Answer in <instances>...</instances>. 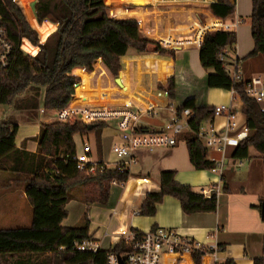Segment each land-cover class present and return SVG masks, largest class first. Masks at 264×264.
Masks as SVG:
<instances>
[{
	"label": "trees",
	"instance_id": "1",
	"mask_svg": "<svg viewBox=\"0 0 264 264\" xmlns=\"http://www.w3.org/2000/svg\"><path fill=\"white\" fill-rule=\"evenodd\" d=\"M213 1L210 10L218 19L227 20L235 15L236 6L230 0ZM161 3L162 0H37L32 20L21 8L20 0H0V26L7 31L14 46L10 67L0 70V107L10 108L19 103L22 109L34 111L43 96V109L47 113L64 111L68 107L81 108L87 102L84 80L100 71H109L118 78L122 72L121 60L130 52L156 53L175 60L174 51L146 39L141 32L146 29L148 18L140 8ZM252 4L251 33L255 48L248 59L264 57V0H252ZM122 5L139 8L128 11L123 10ZM126 16H136L140 23L134 18L121 19ZM46 19L56 27L42 39L38 24ZM24 42L31 47L29 54L22 49ZM236 44L234 32L207 33L200 48V63L204 69L212 71L208 87L233 92V111L244 114L247 119L249 138L235 150L233 158L247 159L250 149L254 148L264 160V112L260 104L246 95V84L233 80L227 69L229 62L221 58ZM98 60H102L105 67ZM78 69L89 74L95 69V73L88 75ZM73 71L83 79L82 83L78 84L81 80ZM118 83L122 85V80ZM112 91L115 94L113 88ZM24 94L25 98L29 96L25 100ZM127 94L124 88V95ZM168 96L171 100L176 98L174 78L169 80ZM184 108L191 109L194 117L189 121L191 132L179 139L186 143L194 169L210 171L214 164L208 161V149L197 137V132L213 118L214 108H198L195 100L186 102ZM105 127L104 123L87 125L77 121L42 124L34 165L30 161L32 156L16 147L17 122L0 114V172L24 177L20 181L33 209L31 227L0 229V264H106L111 252H125L123 242L113 250H101L97 254L75 250L76 242L92 239L87 215L81 227H62L68 218L66 206L72 189L84 186L88 204L106 205L112 185H125L129 180L128 170L102 169V163L96 165L93 174L90 173L92 165L84 172L77 168L75 137H84ZM167 196L179 200L186 215L210 214L218 209L216 197L207 199L191 187L178 184L175 172H164L161 192L147 195L141 215L153 217L157 206ZM259 208L264 212V201ZM207 253L208 250L193 251L194 263L202 264ZM222 264L237 263L227 260ZM254 264H264V259H257Z\"/></svg>",
	"mask_w": 264,
	"mask_h": 264
},
{
	"label": "crops",
	"instance_id": "2",
	"mask_svg": "<svg viewBox=\"0 0 264 264\" xmlns=\"http://www.w3.org/2000/svg\"><path fill=\"white\" fill-rule=\"evenodd\" d=\"M230 2L235 4L236 13L227 20H220L212 14L210 6L215 3L213 0H180V3L188 4L182 12H175L173 18H177L170 20L169 24L166 21L162 24L160 21L158 24L161 23L162 28L157 22L150 23L145 30L140 28L146 39L174 51L175 60L156 53L137 54L132 51L122 58V72L118 78H114L109 71H100L83 82L81 77L74 74V70L73 75L81 80L78 84L83 82L86 106L97 110H138L142 112L141 127L155 131L161 130L174 120L176 114H181L189 100H195L198 108L232 107L233 92L208 87V78L212 71L204 69L200 63V48L206 34L219 31L236 34L237 44L226 52V59L230 64L227 67L228 72H231L230 69L234 70L235 64L240 62L246 79L264 80V57L248 59L255 48L251 33L252 0ZM162 4L179 3L176 0H162ZM121 8L135 11L139 7ZM140 10H143L146 18L150 17L149 12L143 8ZM128 18L139 20L136 16L121 19ZM55 27L53 23L51 30L54 31ZM24 44L25 42L22 49ZM30 51L31 47L27 54ZM98 61L104 66L102 60ZM78 70L88 75L95 73V69L92 74L83 69ZM171 78L175 79L176 85L174 100L168 96ZM119 79L122 80V85L118 83ZM112 88L116 91L115 94ZM124 88L128 90L127 95H124ZM260 107L263 109L264 103ZM42 110L44 109L36 111L39 112L37 114L29 111L31 113L21 123H17L19 128L16 147L32 156L30 161L34 165L37 162V158H33L38 156L41 125L52 122L56 114L42 113ZM236 113L239 124L247 126L245 115ZM224 124V118H218L214 122L217 130L222 129ZM105 125V128L87 136L75 137L77 154L82 152L79 148L80 141L83 150L85 145L91 146L92 141V162L114 169L118 160L113 155L112 148L118 142L120 133L116 122ZM23 128L28 130L22 132ZM179 138L180 136L175 148L152 153L140 152L137 164L127 169L130 172L128 182L125 185H112L110 200L106 205L88 204L84 186L72 189L66 206L68 218L62 223V227H81L87 215L90 222L89 235L100 244L102 251L113 250L132 233H148L163 228L175 230L182 237L202 244L208 250L202 258V264H222L227 260H234L237 264H254L255 260L264 259V212L259 208L264 201L262 156L251 148L249 158L236 160L233 158L236 149L229 148L221 175L214 174L211 170L198 171L191 164L186 143ZM219 159L221 156L217 152L209 151V162L215 164ZM164 172H175L176 182L191 187L197 194L202 195L203 190H220L217 211L186 215L180 201L167 196L157 206L153 217L142 216L141 208L147 195L161 192V174ZM6 173L11 172H0L1 192L6 191L5 181L1 179ZM14 176L18 177L16 174L12 177ZM23 195L27 201L25 192ZM28 215L29 226L25 228L32 225V207ZM17 216L20 221L28 217L20 214ZM163 262L195 264L191 254L181 257L166 255Z\"/></svg>",
	"mask_w": 264,
	"mask_h": 264
},
{
	"label": "built area",
	"instance_id": "3",
	"mask_svg": "<svg viewBox=\"0 0 264 264\" xmlns=\"http://www.w3.org/2000/svg\"><path fill=\"white\" fill-rule=\"evenodd\" d=\"M14 46L8 38L7 31L0 26V70H7L11 65ZM226 59V53L221 56ZM237 83H245V93L258 104L264 103V80L261 78L246 79L240 62L236 63L234 70L229 72ZM234 94V93H233ZM45 113V110L41 111ZM264 112V108L262 109ZM52 121L68 123L76 120L87 125L95 123H117L120 136L113 146L112 153L118 160L117 166L111 170H127L138 162L140 152H156L175 148L178 145V137L191 132L189 121L194 117L191 109L184 108L181 114L166 124L161 130H148L141 127L142 112L133 109H109L97 110L92 107L72 109L68 107L64 111L55 112ZM218 118H224L225 124L217 130L214 122ZM209 151L217 152L221 159L217 160L211 172L222 174L225 168L226 155L229 148L237 149L247 138L249 132L247 126L239 124L237 113L232 107L220 106L214 108L213 118L202 125L197 132ZM79 171H86L92 165L90 173H95L96 165L92 162V148L85 145L83 153L75 158ZM108 168L103 165L102 169ZM110 169V168H108ZM202 195L207 199L218 198L220 190H203ZM126 250L123 253L111 252L106 264H162L166 255L184 256L193 251H205L206 248L191 239L182 237L177 231L158 228L148 233L135 232L123 240ZM75 250L79 252L97 254L101 246L93 239L76 242Z\"/></svg>",
	"mask_w": 264,
	"mask_h": 264
},
{
	"label": "rangeland",
	"instance_id": "4",
	"mask_svg": "<svg viewBox=\"0 0 264 264\" xmlns=\"http://www.w3.org/2000/svg\"><path fill=\"white\" fill-rule=\"evenodd\" d=\"M36 1L37 0H20L21 8H23L24 11L27 12V14L29 15V19L33 18L32 11H33L34 4L36 3ZM186 4L188 3H179V4H174V5L162 4L160 6L150 4L148 6L142 7L144 11L149 12L151 14L150 17L148 18L147 26L150 23L155 24L157 22L158 24L160 21L162 22V24H165L163 23V21H166L167 22L166 24H169L168 22L170 20H174L177 18V17L173 18V15L175 14V12L176 11L182 12L183 9L187 6ZM115 5L118 6L117 2L115 3ZM122 6L126 8L134 7L130 5H122ZM110 12L111 10L108 11V14L112 17V14ZM52 24L53 22L49 19L39 22L38 32L42 39L47 36L49 31H52L51 30ZM162 24L160 23L158 24V26L160 25V28H162L163 27ZM23 49L26 53L30 50V45L28 44V42H25ZM230 71H233V70L230 69ZM25 96L26 94H24V97H22L23 100L29 97L28 96L25 98ZM42 108H43V96L39 98L38 109L34 110L33 113L34 114L39 113L36 111H40V109ZM2 113H4L7 118L12 119L14 122L21 123L22 120L25 119L26 115L30 114L31 112L27 111L24 108L22 109L21 105L19 103H16L14 106L10 108L0 107V114ZM70 122H76V120L74 119V120H71ZM26 130L28 129L23 128L22 132H25ZM90 145L92 147V141L90 142ZM79 148L81 149L82 151L81 154H82L83 153L82 141L79 142ZM93 158L95 159V156ZM13 175L14 174L6 173L1 176V179L5 181L4 186L6 188L4 189H6L7 192L5 190L2 192L0 191V229H17V228H25L29 226L28 223L30 220V216L28 215V212L31 210V207L29 206L26 199H24L23 197L24 196L23 195L24 184L21 183L20 181L24 179V177H20V178L15 177V176L12 177ZM17 214H20L24 217H27V216L28 217L24 219L23 221H20ZM162 264H165V263L162 261Z\"/></svg>",
	"mask_w": 264,
	"mask_h": 264
},
{
	"label": "water",
	"instance_id": "5",
	"mask_svg": "<svg viewBox=\"0 0 264 264\" xmlns=\"http://www.w3.org/2000/svg\"><path fill=\"white\" fill-rule=\"evenodd\" d=\"M262 16H264V14H262ZM120 264H123L122 261L120 262Z\"/></svg>",
	"mask_w": 264,
	"mask_h": 264
}]
</instances>
